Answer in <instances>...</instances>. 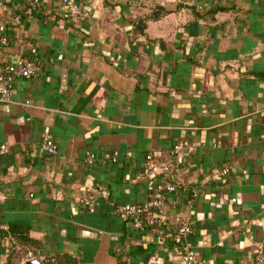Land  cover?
Returning a JSON list of instances; mask_svg holds the SVG:
<instances>
[{"label": "crops", "instance_id": "obj_1", "mask_svg": "<svg viewBox=\"0 0 264 264\" xmlns=\"http://www.w3.org/2000/svg\"><path fill=\"white\" fill-rule=\"evenodd\" d=\"M4 1V58H34L38 72L14 81L12 100L0 93V145L8 144L0 231L27 226L43 243L41 258L185 264L155 226L137 228L115 211L160 196L163 225L191 216L199 264H257L264 0H76L89 11L79 24L62 0ZM46 138L55 154L44 151ZM183 139L190 146L174 157L178 186L168 191L164 175L144 172L146 155ZM98 184L110 195L89 211L83 201ZM9 244L0 235V264Z\"/></svg>", "mask_w": 264, "mask_h": 264}, {"label": "built area", "instance_id": "obj_2", "mask_svg": "<svg viewBox=\"0 0 264 264\" xmlns=\"http://www.w3.org/2000/svg\"><path fill=\"white\" fill-rule=\"evenodd\" d=\"M41 0H30V6L36 5ZM67 8L69 16L76 23L79 24L82 19L88 16L89 11L86 10L76 0H62ZM195 0H180L184 4H191ZM7 4L4 0H0V11L4 10ZM8 43V36L6 34L5 26L0 22V93L4 100H12L14 81L18 78H29L38 72V63L34 58H21L16 62H8L3 55L4 46ZM188 140L176 141L170 150L153 149L146 155L147 164L145 173L152 172L161 173L166 178V189L168 191H175L178 182H173L170 178L172 176L173 160L177 154L189 148ZM43 149L48 154H55L58 150L57 144L53 138H46L43 141ZM8 150V144L2 143L0 145V153ZM117 154V152H115ZM94 154L88 156V161L94 160ZM1 169V167H0ZM1 171V170H0ZM227 169H224L226 172ZM193 195L198 194V189L194 188ZM110 190L105 184H98L90 194L84 198V207L89 211L97 209V198H108ZM165 206V199L160 196H154L144 202H124L116 204L115 211L117 215L126 220H130L137 228L156 227L158 229L160 240L164 243L177 245L180 249V255L185 264H199L198 253L193 243L189 239L193 230V221L189 215H178L175 217L173 225H163V220L157 215ZM256 261L264 262V240H258Z\"/></svg>", "mask_w": 264, "mask_h": 264}, {"label": "trees", "instance_id": "obj_3", "mask_svg": "<svg viewBox=\"0 0 264 264\" xmlns=\"http://www.w3.org/2000/svg\"><path fill=\"white\" fill-rule=\"evenodd\" d=\"M0 235L10 239L6 264H22L24 260L30 258H38L42 264H79L78 260L68 253L41 258L43 243L32 236L25 225L11 224L7 229L1 230ZM257 264H264V262H257Z\"/></svg>", "mask_w": 264, "mask_h": 264}, {"label": "water", "instance_id": "obj_4", "mask_svg": "<svg viewBox=\"0 0 264 264\" xmlns=\"http://www.w3.org/2000/svg\"><path fill=\"white\" fill-rule=\"evenodd\" d=\"M97 22V20H94ZM24 264H42L41 261L38 258H31L24 262Z\"/></svg>", "mask_w": 264, "mask_h": 264}]
</instances>
